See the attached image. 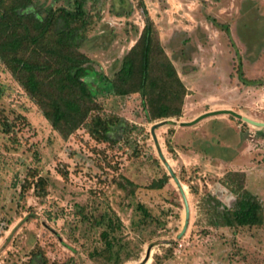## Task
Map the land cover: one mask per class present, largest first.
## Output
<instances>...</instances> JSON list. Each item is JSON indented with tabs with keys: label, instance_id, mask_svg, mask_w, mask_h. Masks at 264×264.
Segmentation results:
<instances>
[{
	"label": "rangeland",
	"instance_id": "rangeland-1",
	"mask_svg": "<svg viewBox=\"0 0 264 264\" xmlns=\"http://www.w3.org/2000/svg\"><path fill=\"white\" fill-rule=\"evenodd\" d=\"M32 3L41 14L72 7ZM83 11L87 88L101 118L130 129L102 144L83 123L63 139L0 64V264H264V127L229 115L179 125L222 109L264 123V0H84ZM144 16L184 87L178 117L148 121L136 93L115 96L102 79ZM159 152L188 205L179 238L181 196ZM238 183L259 201L262 224L209 226L205 193L230 208Z\"/></svg>",
	"mask_w": 264,
	"mask_h": 264
},
{
	"label": "trees",
	"instance_id": "trees-1",
	"mask_svg": "<svg viewBox=\"0 0 264 264\" xmlns=\"http://www.w3.org/2000/svg\"><path fill=\"white\" fill-rule=\"evenodd\" d=\"M72 7L40 11L32 0H0V64L23 89L52 130L65 139L83 123L96 143L113 142L112 136L130 129L117 118H101L99 106L87 88L85 65L88 59L78 51L89 25L84 18V0H72ZM226 31V28H223ZM106 81L115 96L136 93L148 121L178 117L184 87L162 52L156 31L144 16L134 45L121 58L119 68ZM6 122L3 120L2 125ZM10 127V125H8ZM7 126V127H8ZM6 132L8 129L5 130ZM165 179L152 184L162 187ZM23 187L27 186L24 181ZM43 182L37 179L36 193ZM230 208L220 205L207 192L204 209L211 227H259L262 212L259 201L242 190ZM147 215L143 208H139ZM106 246V233H101Z\"/></svg>",
	"mask_w": 264,
	"mask_h": 264
},
{
	"label": "water",
	"instance_id": "water-1",
	"mask_svg": "<svg viewBox=\"0 0 264 264\" xmlns=\"http://www.w3.org/2000/svg\"><path fill=\"white\" fill-rule=\"evenodd\" d=\"M218 115H229V116H232L234 117L235 119L237 120H240L241 122L243 123H246V124H249L251 126H254V127H264V123L262 122H256V121H253L249 118H246V117H243L231 110H228V109H222V110H215V111H208V112H205V113H202L200 114L199 116H197L196 118L192 119L191 121L189 122H180V126L181 127H189V126H192L196 123H198L199 121L205 119V118H209V117H214V116H218ZM164 122H158L156 124H152L150 126V129H149V134L153 140V142H156V139L154 137V129L155 127L157 126H161ZM158 158L163 162V166L165 167V170L167 171V174L168 176H170L173 180V182L175 183L178 191H179V194L181 196V201H182V206H183V212H184V218H183V224H182V227H181V230L180 232L177 234V238H179L180 236H182V234L185 232L186 230V225H187V222H188V216H189V212H188V205H187V202L184 198V195L181 191V187H180V184L177 180V178L174 176L172 170L170 169L168 163L166 162V160H164L163 156L160 154V152L158 153Z\"/></svg>",
	"mask_w": 264,
	"mask_h": 264
},
{
	"label": "bare ground",
	"instance_id": "bare-ground-1",
	"mask_svg": "<svg viewBox=\"0 0 264 264\" xmlns=\"http://www.w3.org/2000/svg\"><path fill=\"white\" fill-rule=\"evenodd\" d=\"M167 162V161H166ZM181 187V186H180ZM182 191V190H181ZM183 193V192H182ZM184 195V194H183ZM184 198H185V200H186V197H185V195H184Z\"/></svg>",
	"mask_w": 264,
	"mask_h": 264
}]
</instances>
